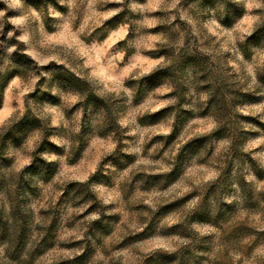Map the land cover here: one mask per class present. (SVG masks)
Returning a JSON list of instances; mask_svg holds the SVG:
<instances>
[{
  "label": "rangeland",
  "instance_id": "1",
  "mask_svg": "<svg viewBox=\"0 0 264 264\" xmlns=\"http://www.w3.org/2000/svg\"><path fill=\"white\" fill-rule=\"evenodd\" d=\"M0 264H264V0H0Z\"/></svg>",
  "mask_w": 264,
  "mask_h": 264
}]
</instances>
